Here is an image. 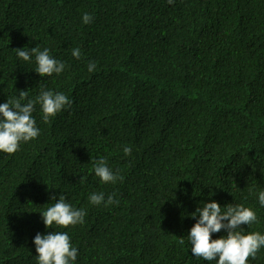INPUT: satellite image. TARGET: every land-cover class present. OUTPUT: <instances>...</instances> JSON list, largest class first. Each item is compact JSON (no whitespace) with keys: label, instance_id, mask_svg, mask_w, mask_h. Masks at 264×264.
Segmentation results:
<instances>
[{"label":"trees","instance_id":"16d2710c","mask_svg":"<svg viewBox=\"0 0 264 264\" xmlns=\"http://www.w3.org/2000/svg\"><path fill=\"white\" fill-rule=\"evenodd\" d=\"M36 45L65 62L61 75L41 78L13 52ZM41 85L72 103L46 123L37 106L38 137L0 153V264H36L33 237L52 230L68 231L76 264H210L186 239L210 191L253 208L241 227L264 233V0H0V103ZM101 157L116 183L94 177ZM101 191L119 203L90 204ZM61 192L84 223L46 229L39 212Z\"/></svg>","mask_w":264,"mask_h":264},{"label":"clouds","instance_id":"9594fccd","mask_svg":"<svg viewBox=\"0 0 264 264\" xmlns=\"http://www.w3.org/2000/svg\"><path fill=\"white\" fill-rule=\"evenodd\" d=\"M167 3L171 5L174 0H167ZM81 21L85 25L89 24L92 15L84 12ZM13 52L18 60L34 64V71L41 78L53 74L59 76L65 71V62L51 55L48 47L41 49L37 45L32 48L25 46ZM71 56L77 60L81 59V49L72 48ZM86 67L88 72H93L96 68L95 61H88ZM28 92L29 90H21L18 93L16 91V95L9 96L5 102L0 103V153L13 154L21 143L38 137L40 128L33 116L37 106L40 119L45 123L62 110L71 107V100L61 91H53L41 85L35 96L29 97ZM122 151L127 156L132 150L128 146H122ZM92 172L101 183L114 184L121 179L119 173L114 172L102 157L92 163ZM80 182H83V178ZM208 196L209 202L201 201L195 211L189 214L196 221L186 236L192 255L210 264H248V258H255L257 252L264 248V233L245 232L241 227L257 222L255 210L242 203L226 204L222 207L216 200L211 199L213 192L210 191ZM256 196L260 207L264 208V188H261ZM52 200L54 202L39 212L46 229L52 225L68 228L84 223L85 209L70 204L64 193L61 192L58 198L53 197ZM88 200L94 206L104 207L119 203L115 193L105 196L103 191L91 193ZM222 229L226 234L211 238L213 233ZM180 242L184 243V237L180 238ZM32 243L35 246L36 264H76L78 248L71 243L68 231L37 233Z\"/></svg>","mask_w":264,"mask_h":264}]
</instances>
